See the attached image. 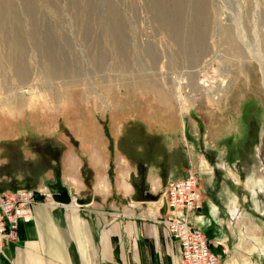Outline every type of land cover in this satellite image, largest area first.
I'll return each instance as SVG.
<instances>
[{
  "label": "rangeland",
  "instance_id": "obj_1",
  "mask_svg": "<svg viewBox=\"0 0 264 264\" xmlns=\"http://www.w3.org/2000/svg\"><path fill=\"white\" fill-rule=\"evenodd\" d=\"M263 79L264 0H0V180L31 170L1 163L21 149L40 150V180L48 165L58 176L66 141L92 131L136 166L142 192L150 168L185 170L201 199L205 180L207 194L225 180L264 207L245 179L264 180Z\"/></svg>",
  "mask_w": 264,
  "mask_h": 264
},
{
  "label": "crops",
  "instance_id": "obj_2",
  "mask_svg": "<svg viewBox=\"0 0 264 264\" xmlns=\"http://www.w3.org/2000/svg\"><path fill=\"white\" fill-rule=\"evenodd\" d=\"M94 136L92 131L86 136L90 139L82 136L78 147L66 141L60 174L54 175L51 165L46 166L51 169L45 171L51 180H40L41 165H36L41 160L40 150L21 149L20 157L11 154L1 158L8 170L16 162L31 161L34 165L27 172L18 171L17 178L22 176V180L7 173L8 180H0V191L13 190L20 181L27 186L18 188H32L38 194L37 203L31 206L32 219L20 221L16 239L3 243L0 264H181L179 241L153 219L167 214L166 205L143 195H158L162 187L185 177L187 171L162 178L157 169L150 168L142 192L139 180H132L136 166L117 146L111 152ZM84 157L93 173L90 180L81 174ZM184 163L194 165L196 172V155L188 152ZM226 171L238 174L231 167ZM27 177L36 180H25ZM252 178L245 179L259 183L263 191L264 180ZM205 181L202 205L191 213L190 225L210 241V249L224 264L235 260L238 264L244 260L245 264H264V221L259 220L264 207L259 192L242 195L231 183L220 180V190L207 194L211 180ZM238 181L243 183L233 177L234 185ZM60 190L70 194L71 203L44 202L45 196L50 200L51 194Z\"/></svg>",
  "mask_w": 264,
  "mask_h": 264
},
{
  "label": "built area",
  "instance_id": "obj_3",
  "mask_svg": "<svg viewBox=\"0 0 264 264\" xmlns=\"http://www.w3.org/2000/svg\"><path fill=\"white\" fill-rule=\"evenodd\" d=\"M38 190L16 188L0 191V253L5 241L16 238L20 221L33 217L31 206L37 203ZM167 207V214L156 222L164 224L169 234L181 245V264H224L210 249V241L203 233L190 225L191 213L201 207V192L194 174L183 179L170 181L162 187L157 198ZM44 202H47L45 196ZM51 202L58 204L51 199ZM219 244L218 241L215 242Z\"/></svg>",
  "mask_w": 264,
  "mask_h": 264
},
{
  "label": "water",
  "instance_id": "obj_4",
  "mask_svg": "<svg viewBox=\"0 0 264 264\" xmlns=\"http://www.w3.org/2000/svg\"><path fill=\"white\" fill-rule=\"evenodd\" d=\"M263 141V139H262ZM261 141V143H262ZM261 147V146H260ZM262 151V149H260ZM51 199L58 204H69L72 202L70 194L66 190H60L51 194Z\"/></svg>",
  "mask_w": 264,
  "mask_h": 264
},
{
  "label": "bare ground",
  "instance_id": "obj_5",
  "mask_svg": "<svg viewBox=\"0 0 264 264\" xmlns=\"http://www.w3.org/2000/svg\"><path fill=\"white\" fill-rule=\"evenodd\" d=\"M259 59V58H258ZM259 63H260V65L262 66V62H261V60H257ZM262 72H263V70H262ZM263 85H264V79H263ZM264 145V144H263ZM262 145V146H263ZM262 150H263V148H262Z\"/></svg>",
  "mask_w": 264,
  "mask_h": 264
},
{
  "label": "trees",
  "instance_id": "obj_6",
  "mask_svg": "<svg viewBox=\"0 0 264 264\" xmlns=\"http://www.w3.org/2000/svg\"><path fill=\"white\" fill-rule=\"evenodd\" d=\"M156 196L149 195V198H155Z\"/></svg>",
  "mask_w": 264,
  "mask_h": 264
}]
</instances>
